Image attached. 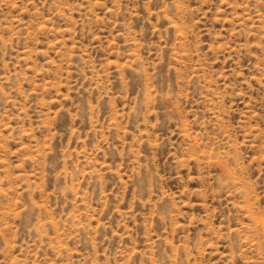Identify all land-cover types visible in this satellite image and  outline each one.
I'll return each instance as SVG.
<instances>
[{"label":"rangeland","instance_id":"obj_1","mask_svg":"<svg viewBox=\"0 0 264 264\" xmlns=\"http://www.w3.org/2000/svg\"><path fill=\"white\" fill-rule=\"evenodd\" d=\"M0 264H264V0H0Z\"/></svg>","mask_w":264,"mask_h":264}]
</instances>
